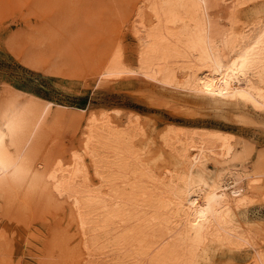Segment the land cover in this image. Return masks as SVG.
<instances>
[{
    "label": "bare ground",
    "instance_id": "6f19581e",
    "mask_svg": "<svg viewBox=\"0 0 264 264\" xmlns=\"http://www.w3.org/2000/svg\"><path fill=\"white\" fill-rule=\"evenodd\" d=\"M222 1L233 2L136 0L133 6L145 33L143 53L158 69L154 79L190 93L199 104L226 110L231 116H242L246 110L264 113V11L251 20L243 19V9L222 15L218 10ZM263 4L264 0L254 1V6ZM92 120L97 122L86 135L84 148L95 170L93 182L80 186L74 181L64 199L55 200L58 205L65 201L66 211L53 227L59 231L66 226L70 235H60L61 230L55 236L51 230V238L66 264H212L214 255L222 251L230 256L248 253L243 262L232 257L226 264H264V246L256 241L255 231L264 230V219H241L236 214L255 197H264V165L248 171L219 164L209 170L202 163L210 153L222 164L235 158L233 133H200L205 140L197 145L195 157V137L172 125L159 135L160 163L155 155L145 156L144 148L137 149L138 121L119 128L115 121L97 116ZM212 138L216 143L210 146ZM1 145L0 156L8 145L0 133ZM7 158L6 154L0 157V173H5V183L0 185L11 188L17 184L14 179L22 184L27 177L22 180L20 173H9L14 160L5 162ZM2 188L0 193L10 198L12 192ZM30 190L24 196L28 203L33 200ZM49 192L47 196L54 197Z\"/></svg>",
    "mask_w": 264,
    "mask_h": 264
},
{
    "label": "rangeland",
    "instance_id": "374dc122",
    "mask_svg": "<svg viewBox=\"0 0 264 264\" xmlns=\"http://www.w3.org/2000/svg\"><path fill=\"white\" fill-rule=\"evenodd\" d=\"M135 1L0 0V133L8 142L1 156L9 155L5 162L14 160L9 173H20L22 180L27 177L22 184L14 179L17 184L11 188L0 185L12 192L11 199L0 193V264H66L61 248L52 239L58 231L54 223L66 211L65 201H60V206L57 202L67 195L70 183L81 186L93 182L95 170L84 148L97 122L93 116L112 124L115 121L119 128L138 121L141 134L136 137L140 141L137 149L144 148L145 156L155 155L160 163V132L176 125L195 137V157L197 145L205 140L200 133L230 132L236 136L237 160L231 158L222 164L209 151L202 160L209 170L224 165L252 171L256 165H264L263 112L246 110L242 116L250 117L247 122L245 117L199 104L190 93L153 78L158 76V69L143 53L145 33L133 6ZM254 1H222L218 10L227 15L229 10L243 9V19L251 20L264 11V4L254 6ZM46 102L42 115L38 114ZM210 143L216 142L212 138ZM4 175V171L0 173V184L5 183ZM225 179L231 180L230 173ZM29 190L34 204L24 198ZM49 190L54 197L47 196ZM253 201L236 211L241 219H264V197ZM63 227L60 235L66 231ZM255 231L256 241L264 246V230ZM221 253L214 255V263L226 264L232 257L243 262L248 257V253Z\"/></svg>",
    "mask_w": 264,
    "mask_h": 264
}]
</instances>
